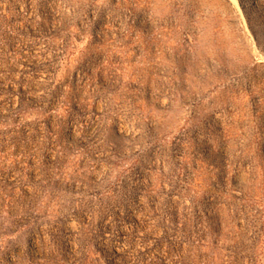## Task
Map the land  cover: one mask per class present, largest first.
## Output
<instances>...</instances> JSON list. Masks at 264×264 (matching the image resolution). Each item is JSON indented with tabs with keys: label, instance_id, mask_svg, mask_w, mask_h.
Masks as SVG:
<instances>
[{
	"label": "rangeland",
	"instance_id": "obj_1",
	"mask_svg": "<svg viewBox=\"0 0 264 264\" xmlns=\"http://www.w3.org/2000/svg\"><path fill=\"white\" fill-rule=\"evenodd\" d=\"M0 264H264V0H0Z\"/></svg>",
	"mask_w": 264,
	"mask_h": 264
}]
</instances>
